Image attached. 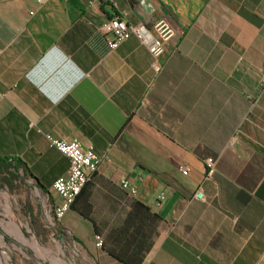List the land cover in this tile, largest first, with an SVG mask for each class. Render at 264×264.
<instances>
[{"label":"crops","instance_id":"1","mask_svg":"<svg viewBox=\"0 0 264 264\" xmlns=\"http://www.w3.org/2000/svg\"><path fill=\"white\" fill-rule=\"evenodd\" d=\"M114 15L173 26L161 71L134 37L108 49ZM263 76L264 0H0V157L57 204L69 163L45 135L94 147L99 170L59 222L94 264H122L96 243L135 203L159 217L141 264H264Z\"/></svg>","mask_w":264,"mask_h":264},{"label":"rangeland","instance_id":"2","mask_svg":"<svg viewBox=\"0 0 264 264\" xmlns=\"http://www.w3.org/2000/svg\"><path fill=\"white\" fill-rule=\"evenodd\" d=\"M4 178L9 179L0 173V264H94L51 217L55 204L51 194L22 170L8 180L9 185Z\"/></svg>","mask_w":264,"mask_h":264},{"label":"built area","instance_id":"3","mask_svg":"<svg viewBox=\"0 0 264 264\" xmlns=\"http://www.w3.org/2000/svg\"><path fill=\"white\" fill-rule=\"evenodd\" d=\"M102 1V0H98ZM42 4L44 0H39ZM99 32L105 40L109 50H117L124 42L134 37L138 39L153 57V69L159 72L162 69V60L166 54V44L175 36V29L167 20H156L151 23L130 24L122 15H114L105 21ZM264 84V76H263ZM51 146L64 156L69 168L65 175L56 178L52 184L53 192L59 197V202L54 205L51 217L60 222L71 210L73 204L83 192L85 186L99 170L100 159L97 157L93 146L85 147L78 139L65 140L45 135ZM206 176L212 177L216 171V161L208 158L204 161ZM187 175V170H182ZM121 189L130 198H136L139 190L135 184L122 180ZM166 192L157 196L159 203L166 200ZM196 197L203 198L198 192ZM98 248L103 247L101 240L96 243Z\"/></svg>","mask_w":264,"mask_h":264},{"label":"trees","instance_id":"4","mask_svg":"<svg viewBox=\"0 0 264 264\" xmlns=\"http://www.w3.org/2000/svg\"><path fill=\"white\" fill-rule=\"evenodd\" d=\"M21 170L25 175L35 178L21 160L0 157V173L6 174L9 179L16 177ZM9 179H3L6 185L10 184ZM37 187L46 192L41 184L37 183ZM157 221L159 217L151 214L146 206L135 203L123 226L115 230L114 236L109 239L110 244H104L103 249L122 264H141L143 257L157 237L154 228Z\"/></svg>","mask_w":264,"mask_h":264},{"label":"bare ground","instance_id":"5","mask_svg":"<svg viewBox=\"0 0 264 264\" xmlns=\"http://www.w3.org/2000/svg\"><path fill=\"white\" fill-rule=\"evenodd\" d=\"M1 257V256H0Z\"/></svg>","mask_w":264,"mask_h":264}]
</instances>
